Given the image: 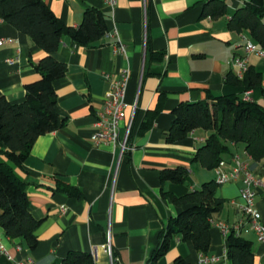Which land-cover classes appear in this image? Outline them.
Returning a JSON list of instances; mask_svg holds the SVG:
<instances>
[{
  "label": "crops",
  "instance_id": "1",
  "mask_svg": "<svg viewBox=\"0 0 264 264\" xmlns=\"http://www.w3.org/2000/svg\"><path fill=\"white\" fill-rule=\"evenodd\" d=\"M43 1L70 27H78L84 12L96 8L105 14L109 32L90 48L65 37L53 54L67 65L65 77L54 82L59 128L38 138L23 166L15 167L27 183L31 214L42 220L36 231L39 244L30 250L23 240L9 238L0 227V241L11 256L2 255L0 264H57L71 251L90 253L95 264H111L103 249L109 224L113 264H148L168 221L184 209L172 196L183 198L216 180L215 170L194 163L197 150L211 132L196 129L170 144L173 111L180 104L210 103L215 97L232 95L264 104L260 88L247 90L226 83L227 74L236 72L232 60L244 55L242 34L230 30L228 23L250 0H221L227 11L216 19L204 15L205 4L212 0H117L113 7L105 0ZM0 39L14 41L0 47V91L9 102L21 103L25 86L39 79L33 64L46 53L1 20ZM119 43L126 47V54L114 53ZM248 59L249 67L261 74L264 87V59L257 54ZM7 60L15 63L9 65ZM124 71L130 72V79L121 133L131 117L133 124L131 151L120 159L117 144H97L94 135L97 112L103 108L112 81ZM161 98L162 111L151 129L141 133L147 114ZM234 152L261 181L255 202L264 224V159L253 161L243 147ZM180 166L189 169L185 182L162 184L161 172ZM64 185L80 195L68 194ZM241 188V182L218 186L216 196L225 204L213 219L206 254L174 236L155 264H174L178 258L185 264H205L202 256L216 259L210 264H230L227 240L218 224L242 226L240 235L253 243L256 264H264V243L246 225L238 207Z\"/></svg>",
  "mask_w": 264,
  "mask_h": 264
},
{
  "label": "trees",
  "instance_id": "2",
  "mask_svg": "<svg viewBox=\"0 0 264 264\" xmlns=\"http://www.w3.org/2000/svg\"><path fill=\"white\" fill-rule=\"evenodd\" d=\"M226 11L227 6L221 0L208 1L204 7V15L214 19ZM0 20L26 34L46 53L33 64L39 79L25 86L23 102L11 103L0 91V227L9 238H19L30 250H35L39 244L36 231L42 220L31 214L27 183L16 174L15 167L23 166L38 138L59 128L54 82L65 77L67 65L57 61L53 54L65 37L78 46L90 48L109 30L105 14L96 8L84 12L78 27H70L58 19L43 0H0ZM228 27L264 48V0L247 2L235 11ZM261 80V74L253 67H249L242 80L232 72L226 76L227 84L243 86L247 90L260 88L264 100ZM161 111L162 98L156 109L147 114L141 133L151 129ZM173 115L175 119L168 134L170 144L187 138L196 129L211 132L194 157V163L209 171L215 170L222 161H229L238 147H243L255 162L264 159V104L245 101L236 95L220 96L210 103L180 104ZM188 174L189 169L183 166L166 169L161 172V182L183 184ZM217 188L216 182L210 181L183 198L172 196L173 202L184 209L168 221L160 245L148 264H155L166 254L174 236H181L183 242H192L202 254L208 252L213 219L225 204L216 196ZM63 190L70 195H80L68 185H64ZM162 193L167 196L164 190ZM226 240L230 264H256L251 241L235 229L230 230ZM57 264H95V261L90 253L71 251ZM174 264L185 262L178 258Z\"/></svg>",
  "mask_w": 264,
  "mask_h": 264
},
{
  "label": "built area",
  "instance_id": "3",
  "mask_svg": "<svg viewBox=\"0 0 264 264\" xmlns=\"http://www.w3.org/2000/svg\"><path fill=\"white\" fill-rule=\"evenodd\" d=\"M105 2L113 7L117 0H105ZM242 39L244 41V55L236 56L231 62L236 70L235 74L240 80L244 78L245 73L249 69L248 58L251 54H257L264 59V48L259 47L244 34H242ZM13 43V39H0V47L12 45ZM126 52V47L122 43H119V45L114 48L115 54H126ZM6 62L9 65L15 63L14 60H7ZM129 79L130 72L124 71L118 78L112 81L111 88L103 100V108L101 111L97 112V128L94 135V141L97 144H117L119 147L120 159L125 153L131 151L129 140L133 117L130 118L126 125L124 133H121V126L127 118L125 93ZM246 100H249L248 96H246ZM215 172V182L218 186L226 183L241 182L242 188L240 190V203L238 207L244 216L246 225L256 234L258 240L264 243V224L261 221L262 217L255 202L256 189L261 185V181L252 172L249 163L235 155L229 161H222L215 168ZM62 211L65 212L66 208L62 207ZM218 227L223 231V234L226 237L231 229H235L237 233H240V228L242 226L230 228L225 224H218ZM112 240L111 226L109 224L106 232V243L103 245V249L108 254L111 264L114 262ZM2 255H6L11 259L8 251L0 241V257ZM215 260L216 259L202 256V261L205 264H210ZM28 264L33 263L30 261Z\"/></svg>",
  "mask_w": 264,
  "mask_h": 264
}]
</instances>
